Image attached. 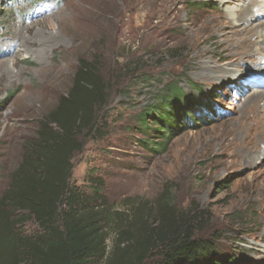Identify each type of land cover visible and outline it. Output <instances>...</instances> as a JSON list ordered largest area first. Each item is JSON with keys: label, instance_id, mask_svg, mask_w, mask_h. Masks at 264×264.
<instances>
[{"label": "rangeland", "instance_id": "rangeland-1", "mask_svg": "<svg viewBox=\"0 0 264 264\" xmlns=\"http://www.w3.org/2000/svg\"><path fill=\"white\" fill-rule=\"evenodd\" d=\"M176 1L0 0V47L11 39L36 43L18 53L0 50V194L82 62L93 64L108 87L107 104L96 132L81 138L71 184L84 195L98 184L105 206L122 214L106 224L107 249L135 208L153 225L165 190L216 256L264 264V97L243 105L264 92V60H244L240 75L222 84L190 73L200 48L221 49L206 37L187 39L182 23L223 5ZM262 21L264 15L251 24ZM260 118L250 153L245 143L254 130L245 124Z\"/></svg>", "mask_w": 264, "mask_h": 264}, {"label": "trees", "instance_id": "trees-1", "mask_svg": "<svg viewBox=\"0 0 264 264\" xmlns=\"http://www.w3.org/2000/svg\"><path fill=\"white\" fill-rule=\"evenodd\" d=\"M82 64L0 194V264H231L196 235L193 217L176 209L165 190L153 225L135 208L107 249L106 224L122 214L105 206L98 184L88 195L71 184L81 138L96 132L109 92L94 65Z\"/></svg>", "mask_w": 264, "mask_h": 264}, {"label": "bare ground", "instance_id": "bare-ground-1", "mask_svg": "<svg viewBox=\"0 0 264 264\" xmlns=\"http://www.w3.org/2000/svg\"><path fill=\"white\" fill-rule=\"evenodd\" d=\"M164 1L167 3L171 2L172 4L174 2L175 6L177 3L176 0H160V6L161 4L163 6L167 4L166 2L164 4ZM206 1L210 2L216 0ZM217 1H220V3L223 5V11L218 10L213 15L201 14L200 17L195 21L185 20L184 23H182V27H184L183 30L187 39H193L195 42L202 40L203 37H206L207 39L213 40L211 45L221 49V52L218 53L213 50H204L203 48H200L197 60L193 63V66L190 68L189 72L196 73L203 79H208V81H217L219 84H222L225 82H233L236 77L240 75L239 64L245 62L244 60H246V62L251 60V63L257 62L259 64L262 60H264V21L251 24L254 17L256 19V17L264 15V0ZM235 3L236 7L231 6ZM170 5H167V8H169ZM42 11H44V9ZM164 12L166 13V11ZM19 44L20 41L16 42V40L11 39V42L8 41V43L2 44L3 48L0 47V50L3 49L4 51H9L14 49L16 53L20 47L29 48L33 47V45L36 43L30 41L29 39H23L21 41V44L23 45L20 46ZM206 55L209 56L206 57ZM5 61L7 62L6 59ZM9 69L11 68L9 67ZM258 91V93L246 98V100L243 102V105L247 106L248 104L260 101L264 97V92L260 90ZM256 111L257 110H254L253 112L256 113ZM255 125L251 123L245 124V126H248L247 129L249 131L254 130V133H248L247 137L249 141L245 143V148L250 153L255 151V145L257 144L256 137H258L256 130L263 126V120L261 118L256 120ZM255 154L257 155V153ZM252 157V154L248 153L247 159L250 160ZM262 193L264 192L262 191ZM261 241L264 242V237H262Z\"/></svg>", "mask_w": 264, "mask_h": 264}]
</instances>
